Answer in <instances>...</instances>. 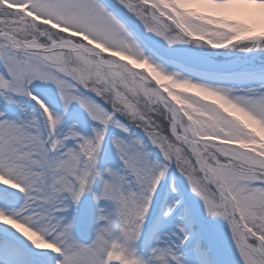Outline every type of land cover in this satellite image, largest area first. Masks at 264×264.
I'll return each mask as SVG.
<instances>
[{"label": "snow or ice", "instance_id": "1", "mask_svg": "<svg viewBox=\"0 0 264 264\" xmlns=\"http://www.w3.org/2000/svg\"><path fill=\"white\" fill-rule=\"evenodd\" d=\"M0 264H264V0H0Z\"/></svg>", "mask_w": 264, "mask_h": 264}]
</instances>
